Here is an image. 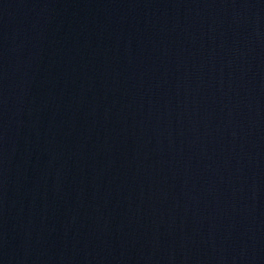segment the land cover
I'll return each mask as SVG.
<instances>
[{
	"label": "water",
	"instance_id": "obj_1",
	"mask_svg": "<svg viewBox=\"0 0 264 264\" xmlns=\"http://www.w3.org/2000/svg\"><path fill=\"white\" fill-rule=\"evenodd\" d=\"M0 264H264V0H0Z\"/></svg>",
	"mask_w": 264,
	"mask_h": 264
}]
</instances>
